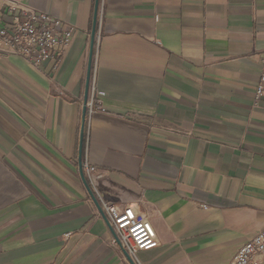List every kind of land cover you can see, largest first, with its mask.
<instances>
[{"label": "crops", "instance_id": "0c3cea01", "mask_svg": "<svg viewBox=\"0 0 264 264\" xmlns=\"http://www.w3.org/2000/svg\"><path fill=\"white\" fill-rule=\"evenodd\" d=\"M95 1L0 0L73 32L40 69L0 53V264H130L79 171ZM97 39L98 201L154 227L136 264H229L264 230V0H101Z\"/></svg>", "mask_w": 264, "mask_h": 264}, {"label": "built area", "instance_id": "2783aa9c", "mask_svg": "<svg viewBox=\"0 0 264 264\" xmlns=\"http://www.w3.org/2000/svg\"><path fill=\"white\" fill-rule=\"evenodd\" d=\"M5 15L9 23L0 26V53L22 58L36 69H40L46 61L55 56L60 59L62 51L72 44V30L63 28L58 19L47 13L23 8L18 3H10ZM57 49H60L59 54ZM261 60L262 74L255 94L257 109H264V54ZM94 77L93 72L87 114L106 112L97 97ZM63 93L67 91L63 89ZM82 104L84 105V101ZM89 173L95 174L96 169L89 168ZM101 206L122 248L134 263L139 252H148L160 246L150 221L138 215L132 207L120 208L112 203H103ZM203 207L208 209L207 205ZM229 264H264V230L244 244Z\"/></svg>", "mask_w": 264, "mask_h": 264}, {"label": "water", "instance_id": "95a60500", "mask_svg": "<svg viewBox=\"0 0 264 264\" xmlns=\"http://www.w3.org/2000/svg\"><path fill=\"white\" fill-rule=\"evenodd\" d=\"M100 1H95V9H94V18H93V26L91 31V42H90V55H89V62H88V70H87V78H86V89H85V96H84V106H83V115H82V127H81V133H80V142H79V171L82 178V181L84 183L85 188L87 189L92 201L94 202L96 208L98 209L100 215L103 217V219L108 224L111 232L113 233L117 244L122 248L121 242L118 239L114 229L110 226L108 219L102 209V206L100 202L98 201L92 187L88 183L85 174H84V165H83V152H84V143H85V134H86V121H87V105L90 95V89H91V83H92V76H93V69H94V56L96 53V44H97V35H98V21H99V10H100ZM122 251L126 257V259L129 261L130 264H136L134 261L130 258L129 254L126 250L122 248Z\"/></svg>", "mask_w": 264, "mask_h": 264}, {"label": "rangeland", "instance_id": "374dc122", "mask_svg": "<svg viewBox=\"0 0 264 264\" xmlns=\"http://www.w3.org/2000/svg\"><path fill=\"white\" fill-rule=\"evenodd\" d=\"M98 40V39H97Z\"/></svg>", "mask_w": 264, "mask_h": 264}]
</instances>
